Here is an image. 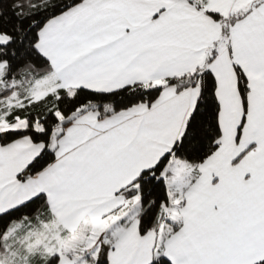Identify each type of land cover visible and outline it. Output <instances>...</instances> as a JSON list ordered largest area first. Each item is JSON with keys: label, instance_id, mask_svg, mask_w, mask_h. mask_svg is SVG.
I'll list each match as a JSON object with an SVG mask.
<instances>
[{"label": "snow or ice", "instance_id": "obj_1", "mask_svg": "<svg viewBox=\"0 0 264 264\" xmlns=\"http://www.w3.org/2000/svg\"><path fill=\"white\" fill-rule=\"evenodd\" d=\"M0 264H264V0H0Z\"/></svg>", "mask_w": 264, "mask_h": 264}]
</instances>
